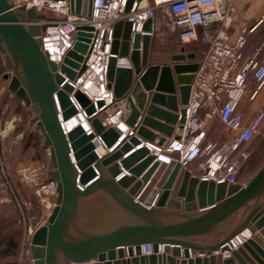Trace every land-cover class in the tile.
I'll use <instances>...</instances> for the list:
<instances>
[{"label":"water","instance_id":"obj_1","mask_svg":"<svg viewBox=\"0 0 264 264\" xmlns=\"http://www.w3.org/2000/svg\"><path fill=\"white\" fill-rule=\"evenodd\" d=\"M52 1L88 18L93 0ZM140 1L127 0L125 12ZM40 19L34 8L0 0L7 89L31 109L49 152L47 179L56 185L54 206L30 240L33 264H264V163L245 185L216 184L181 168L178 152L164 151L176 161L166 165L146 147L179 139L195 55L181 49L168 62H152L154 20L133 36L129 21L114 24L107 89L115 103L103 115L120 111L129 132L105 127L92 116L94 104L74 93L94 134L112 149L98 159L93 133L80 124L65 136L59 121L77 114L68 97L73 88L64 82L84 72L92 27H76L72 48L56 65L41 50Z\"/></svg>","mask_w":264,"mask_h":264},{"label":"built area","instance_id":"obj_2","mask_svg":"<svg viewBox=\"0 0 264 264\" xmlns=\"http://www.w3.org/2000/svg\"><path fill=\"white\" fill-rule=\"evenodd\" d=\"M13 1L15 6L34 8L40 16L45 12L58 15L57 19H40L41 50L48 60L56 65L62 63L66 53L72 48L76 27H92L84 72L74 81L66 79L64 82L73 88L68 97L77 114H83L86 126L82 127L87 135L94 132L87 121L88 117L74 99L76 90H80L94 104L95 112L92 116L98 115L105 127L112 125L122 130L120 111L111 116L103 115V112L115 103L112 91L107 89V65L109 58L113 57L110 50L114 24L118 21H129L133 36L135 33H141L142 25L147 19L155 20L158 9H164L172 19L170 29L177 33L182 44L199 40L208 46V52L198 61V69L190 84L188 103L183 106L185 121L179 139L168 141L164 147L149 143L146 147L159 163L168 165L175 161L164 154V151L178 152L177 163L180 167L189 171L195 164L200 172L199 179L216 184L236 183L239 167L249 157L247 146L264 121V110L260 108L247 122L241 110L248 86H252L247 96L249 101L256 99L264 87V60L259 58L262 47H257L249 57L244 58L248 36L255 31L261 20L252 27L236 28V34L232 38L230 30L233 23V0H165L163 3L155 1L153 6L134 3L128 13L125 12L127 0H93L88 18L69 14L65 1ZM64 83L59 85L58 89H62ZM87 84L93 88L92 91L86 88ZM99 101L102 106L97 108L96 103ZM214 116H217L228 134L227 140L221 143L206 139L208 123ZM112 119H115V122H112ZM59 121L66 136L69 132L64 129L67 121L63 122L61 118ZM126 132L128 133L129 129ZM91 142L98 159L112 151L106 148L100 136L96 134ZM121 177L123 174L115 180ZM51 185L55 187V183L52 182ZM250 237L251 233L243 242ZM228 255V252L223 253L224 257Z\"/></svg>","mask_w":264,"mask_h":264},{"label":"rangeland","instance_id":"obj_3","mask_svg":"<svg viewBox=\"0 0 264 264\" xmlns=\"http://www.w3.org/2000/svg\"><path fill=\"white\" fill-rule=\"evenodd\" d=\"M45 13L52 19L59 18L53 12ZM155 17L161 24L160 38L185 48L176 39L177 33L170 29L169 14L158 9ZM10 77L11 72L5 70L0 58V264H33L30 240L45 224L56 194L47 179L48 149L43 146L31 109L8 91ZM257 101L258 108L264 110V95ZM227 138L224 127L214 116L208 123L206 139L221 143ZM247 149L249 157L240 165L236 181H248L264 162V121Z\"/></svg>","mask_w":264,"mask_h":264},{"label":"crops","instance_id":"obj_4","mask_svg":"<svg viewBox=\"0 0 264 264\" xmlns=\"http://www.w3.org/2000/svg\"><path fill=\"white\" fill-rule=\"evenodd\" d=\"M155 1H158L160 3H163L165 0H141L140 4L143 3L145 5L153 6ZM232 28L230 30V34L232 38L235 36L236 28L240 27H252L255 25L259 20L261 22L256 26L255 31L248 36V41L246 44V47L244 49V58H247L250 56L253 50H255L257 47L261 46V52L259 55L260 60H264V0H233L232 2ZM41 19H52L49 15L46 13H43L41 15ZM155 25V32L153 35V43H152V51H151V61L152 62H168L169 57L173 54L179 53L181 49L184 50V53H193L195 55V61H199L208 52V46L202 44L199 40L197 41H190L186 44H183L184 47H179L178 44H168L166 40L163 38H160V27L161 24L155 17L154 20ZM200 28H198V33L200 34ZM176 39H178L176 35ZM181 44V42H179ZM196 47V50H189L186 49V47ZM163 50V51H162ZM163 52V53H162ZM252 89V86H248L246 91V97L241 103V110L244 114L245 122L249 121L252 116L254 115L255 111L260 107L259 101H257L260 97V95H264V87L259 92L256 99L253 101H249L247 99V96ZM171 141V140H169ZM264 162H262L261 165L255 170L256 171L263 165ZM189 171L192 175L199 177L200 172L196 169V165L193 164ZM253 174V175H254ZM252 175V176H253ZM249 181V180H248ZM248 181L242 182V181H236V183L240 185H245Z\"/></svg>","mask_w":264,"mask_h":264},{"label":"bare ground","instance_id":"obj_5","mask_svg":"<svg viewBox=\"0 0 264 264\" xmlns=\"http://www.w3.org/2000/svg\"><path fill=\"white\" fill-rule=\"evenodd\" d=\"M141 6H144L145 4H143V3H141L140 4ZM119 65H121V66H126V61L125 60H120L119 61ZM86 88L88 89V90H90V91H92L93 90V88L91 87V86H89L88 84L86 85ZM112 122H115V119H112L111 120ZM84 125V126H86V121H85V119H84V116H83V114L80 112V113H78L74 118H72L71 120H69V121H67L66 122V124L64 125V129H65V131L67 132V131H70L71 129H73L75 126H77V125ZM121 129H122V131H124V132H126L127 131V128L123 125V124H121ZM124 129V130H123ZM99 152H100V154H102V151H101V149H99ZM70 158H71V160L73 161V158H72V156H70ZM56 187V186H55ZM80 189H83V187L80 185V186H78Z\"/></svg>","mask_w":264,"mask_h":264},{"label":"trees","instance_id":"obj_6","mask_svg":"<svg viewBox=\"0 0 264 264\" xmlns=\"http://www.w3.org/2000/svg\"><path fill=\"white\" fill-rule=\"evenodd\" d=\"M11 248H15V245H12V247Z\"/></svg>","mask_w":264,"mask_h":264}]
</instances>
